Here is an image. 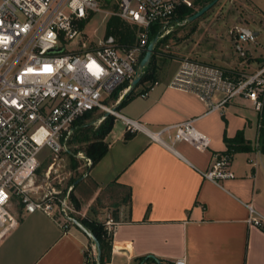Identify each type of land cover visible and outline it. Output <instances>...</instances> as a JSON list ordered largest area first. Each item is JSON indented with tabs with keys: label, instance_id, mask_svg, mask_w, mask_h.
<instances>
[{
	"label": "built area",
	"instance_id": "1",
	"mask_svg": "<svg viewBox=\"0 0 264 264\" xmlns=\"http://www.w3.org/2000/svg\"><path fill=\"white\" fill-rule=\"evenodd\" d=\"M181 5L191 7L193 3L119 0L113 14L138 27L136 42L122 45L109 36L90 46L81 40L80 22L100 10L99 0H0V240L18 226L22 213L41 211L52 218L59 215L63 228L72 224L71 218L81 215L71 197L73 169L64 171L66 165L62 163L67 142L78 121L94 108L121 119L128 131L141 128L135 120L104 104L103 96L126 81L142 78L145 71L139 61L149 35L153 28L157 40L168 34ZM229 33L237 44H259L258 31L246 25H234ZM54 48L61 50L51 51ZM260 53L263 61L252 70L226 69L182 57L168 85L198 96L206 112L222 110L232 99L243 97L261 116L264 47ZM104 117L93 122L99 123ZM193 120L186 118L148 134L163 144L162 134L166 132L175 142L207 148L209 137L194 126ZM44 148L47 164L38 174V155ZM75 156L86 166L91 164L83 151ZM230 159L229 154L214 153L202 176L213 182L233 177L228 169ZM246 207V223L264 232V216L251 204ZM102 224L111 236L118 222L107 216ZM170 263L184 264V260L176 258Z\"/></svg>",
	"mask_w": 264,
	"mask_h": 264
},
{
	"label": "crops",
	"instance_id": "2",
	"mask_svg": "<svg viewBox=\"0 0 264 264\" xmlns=\"http://www.w3.org/2000/svg\"><path fill=\"white\" fill-rule=\"evenodd\" d=\"M178 63L164 78L156 77L157 84L141 78L128 90L127 82L114 98L115 109L141 128L128 131L120 119L123 127L114 129L113 116L104 155L86 170L84 163L73 168L96 185L88 198L75 193L81 214L76 218L103 223L110 216L118 222L104 264H168L176 258L184 264H264V232L245 221L246 204L264 216L262 115L243 97L206 112L198 96L168 85ZM186 118H194V126L209 137L207 148L175 142L166 132L163 144L148 134ZM101 122L93 123L97 128ZM237 134L238 149L228 166L233 177L204 178L213 154L227 149L224 136ZM113 181L112 191L128 187L130 199L109 207L97 196ZM62 223L59 215L22 213L18 226L0 240V264H84V251L96 259L91 240L74 224L63 228Z\"/></svg>",
	"mask_w": 264,
	"mask_h": 264
},
{
	"label": "rangeland",
	"instance_id": "3",
	"mask_svg": "<svg viewBox=\"0 0 264 264\" xmlns=\"http://www.w3.org/2000/svg\"><path fill=\"white\" fill-rule=\"evenodd\" d=\"M118 1L99 0L100 10L93 13L82 28V41L93 46L100 39L104 40L107 20L117 10ZM210 1L212 0H199L198 2L192 0V7L197 10ZM126 23L130 26L134 25L129 22ZM237 24L257 30L260 43L257 46L248 43L237 44L234 35L229 33L230 28ZM169 28L170 31L166 35V40L160 42L161 40L158 39L157 41L160 43L155 45L156 48L154 46L156 49L155 63L157 64L155 73L156 77L160 79L168 75L182 57L195 58L226 69L243 68L245 70L255 69L257 63L263 61L260 52L264 47V0H216L208 10L197 18L190 21L187 18L181 19L179 23L172 20ZM135 29L138 30V27L136 26ZM147 66L148 64L144 67L145 70ZM126 84L127 81L109 95H104L102 102L115 108L116 105H112V102ZM101 114L104 115L105 112L94 108L87 113L86 117L84 116L85 118L78 121L79 126L75 128L73 137L67 142L68 151L62 154L64 157L62 163L66 165L64 171H67L68 167L70 170L73 169L71 160L79 164L83 163L82 160L76 158L75 153L80 146L85 145L82 142L87 134L92 137V130H95L96 127L91 121ZM114 127V129L123 127L118 117L115 118ZM81 143L82 145H80ZM46 154L47 149L44 148L38 155V159L41 161L38 174H42L46 167L47 161L44 160ZM86 169L88 168L85 167ZM78 178L80 176H77L73 170L70 182L74 183ZM112 199L109 198L107 202L109 207L112 206Z\"/></svg>",
	"mask_w": 264,
	"mask_h": 264
},
{
	"label": "trees",
	"instance_id": "4",
	"mask_svg": "<svg viewBox=\"0 0 264 264\" xmlns=\"http://www.w3.org/2000/svg\"><path fill=\"white\" fill-rule=\"evenodd\" d=\"M199 0H196L198 2ZM196 11L195 7H188L185 5H181L177 8L176 14L173 18L174 21H179L181 19H186L189 15L194 13ZM93 14L89 15L86 19L82 20L80 22V27L83 28L84 25L87 23V21L91 18ZM136 26L132 25L130 26L127 24L124 20L120 19L118 16L111 15L106 23L105 28V38L112 36L114 38V41L122 44V45H131L136 42L137 40V33L135 29ZM156 29L153 28L152 33L149 35L148 42L153 39L155 36ZM167 35V34H166ZM163 36L160 40L162 42L163 40H166L167 36ZM157 41L155 44L156 46L158 43ZM155 46V48H156ZM153 48L152 55L150 57V60L148 62L147 69L142 77L141 81L145 80H151L154 82L156 78L155 68L157 67V64L155 63V54L156 49ZM125 99L121 101L123 103ZM113 116L108 114L105 116L103 122L95 129L92 130V137H90L88 134L84 137V146H80V149L85 153L86 156H88L91 159V164L87 166V168L94 165L106 152L107 150V143L103 140L104 136L110 131L113 124ZM264 103H263V109H262V121L264 122ZM264 132L261 131V133L258 135V140L263 141ZM129 137V136H127ZM238 139H240L239 134H237L236 137L229 139L226 136H224V140L227 143V149L223 152L226 154H229L231 156V153L238 149L235 148L234 142H237ZM260 141H258L259 144ZM243 148V147H241ZM78 163H76L74 160H71V167L75 168ZM115 182H111L108 184L107 187L102 189L100 193L97 196L98 201H101L102 199L108 202L109 198H113L111 204L112 206H116L120 202H128L130 199V191L129 188L126 187V190L123 189L121 192H114L111 189V184H114ZM96 189V185L90 180L88 175L84 176L80 181L76 182L73 185V189L71 192V197L76 205L77 208H79V202L76 199L75 193H78L80 196L88 198L90 197L91 193ZM79 218V217H78ZM84 226H86L89 230L92 231V233L96 236L100 243L101 248V254L100 258L97 261L93 257H90L88 255L87 251H84V264H104L106 261H108L109 258V250H110V240L111 236L106 233V230L104 229V226L102 223L91 220L87 218H79L78 219ZM146 258H152V256H148ZM142 260V259H141ZM159 264H162L159 261ZM171 264V263H168Z\"/></svg>",
	"mask_w": 264,
	"mask_h": 264
},
{
	"label": "water",
	"instance_id": "5",
	"mask_svg": "<svg viewBox=\"0 0 264 264\" xmlns=\"http://www.w3.org/2000/svg\"><path fill=\"white\" fill-rule=\"evenodd\" d=\"M216 2V0H212L206 4H204L202 7H200L199 9H197L194 13H192L191 15H189L187 17V20H193L195 18H197L198 16H200L201 14H203L206 10H208L214 3ZM156 40H157V36H154L153 39H151L147 46H146V50L143 54V56L141 57L140 61H139V66L140 67H145L149 60L150 57L152 55L153 52V48L156 44ZM61 48H54L51 51H60ZM139 76L135 77L132 79L131 81V86H134L138 80H139ZM108 113L106 112L104 114V116H107ZM83 176H81L80 178H78V180H76L74 182V184L78 181H80L82 179ZM71 222L72 224H74L75 226H77L90 240L91 242L94 244L95 250H96V260L98 261L100 258V254H101V248H100V243L98 241V239L96 238V236L92 233L91 230H89L86 226H84L77 218H71ZM158 261V260H157Z\"/></svg>",
	"mask_w": 264,
	"mask_h": 264
}]
</instances>
